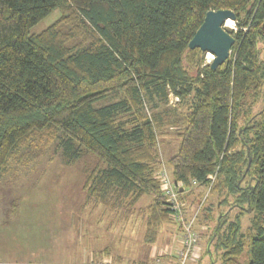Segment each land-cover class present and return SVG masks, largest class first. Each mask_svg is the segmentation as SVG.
Listing matches in <instances>:
<instances>
[{"label": "trees", "instance_id": "obj_1", "mask_svg": "<svg viewBox=\"0 0 264 264\" xmlns=\"http://www.w3.org/2000/svg\"><path fill=\"white\" fill-rule=\"evenodd\" d=\"M210 10H232L237 27L215 70L189 48ZM172 95L188 109L158 110ZM178 120L168 164L197 235L196 222L214 224L208 255L236 264L248 247L247 264H264V0H0V178L36 139L72 151V162L86 149L99 164L85 204L128 218L150 196L153 244L169 220L183 233L157 178L159 135ZM249 208L258 216L243 231Z\"/></svg>", "mask_w": 264, "mask_h": 264}, {"label": "rangeland", "instance_id": "obj_2", "mask_svg": "<svg viewBox=\"0 0 264 264\" xmlns=\"http://www.w3.org/2000/svg\"><path fill=\"white\" fill-rule=\"evenodd\" d=\"M59 16L60 12H53L32 27L31 34L42 32ZM224 28L236 31L237 27L233 21ZM213 58V54L207 53V63ZM163 108L179 112L188 109L174 95L158 110ZM147 112H152L148 103ZM181 128L178 120L159 135L162 164L171 176L168 160L178 150ZM56 146L57 143L45 139L34 140L22 149V157L11 161L9 170L0 178V264H94L106 259L114 264H157L158 258L162 264H180L178 253L183 233L173 221L162 224L153 244L145 241L150 196L143 197L128 218L120 212H109L102 205H86L85 177L99 164V158L84 149L72 162V151L64 152ZM201 190L206 197L207 187ZM211 199L217 202L215 196ZM229 211L231 218L238 212ZM257 216L253 211L245 213L241 218L242 230H251ZM260 221L264 225V215ZM195 227L199 244L185 264H222L216 253L210 256L207 252L214 224L208 228L196 222ZM247 250L248 247L236 264H247ZM106 251L109 255L100 258Z\"/></svg>", "mask_w": 264, "mask_h": 264}, {"label": "water", "instance_id": "obj_3", "mask_svg": "<svg viewBox=\"0 0 264 264\" xmlns=\"http://www.w3.org/2000/svg\"><path fill=\"white\" fill-rule=\"evenodd\" d=\"M235 19L236 16L232 10H210L189 43L191 50L199 48L203 52L213 54L211 67L214 70L223 65L230 56L235 38L224 27L228 20L235 21ZM250 211L249 208L248 212Z\"/></svg>", "mask_w": 264, "mask_h": 264}, {"label": "built area", "instance_id": "obj_4", "mask_svg": "<svg viewBox=\"0 0 264 264\" xmlns=\"http://www.w3.org/2000/svg\"><path fill=\"white\" fill-rule=\"evenodd\" d=\"M157 178L161 183V189L163 195L166 198V202L169 205L172 218L180 223L183 228V241L182 247L178 253L180 264H185L187 259L194 255L198 246V235L194 230L195 217H188L185 213V205L180 198L181 184L177 183L171 175H169L168 169L165 164L157 174ZM157 264H162L158 258ZM94 264H114L113 261L104 260L102 262Z\"/></svg>", "mask_w": 264, "mask_h": 264}, {"label": "bare ground", "instance_id": "obj_5", "mask_svg": "<svg viewBox=\"0 0 264 264\" xmlns=\"http://www.w3.org/2000/svg\"><path fill=\"white\" fill-rule=\"evenodd\" d=\"M232 23H233V21L232 20H228L227 21V23H226V26H231L232 25ZM232 28V27H231ZM210 61V60H209Z\"/></svg>", "mask_w": 264, "mask_h": 264}, {"label": "crops", "instance_id": "obj_6", "mask_svg": "<svg viewBox=\"0 0 264 264\" xmlns=\"http://www.w3.org/2000/svg\"><path fill=\"white\" fill-rule=\"evenodd\" d=\"M153 257V256H152Z\"/></svg>", "mask_w": 264, "mask_h": 264}]
</instances>
